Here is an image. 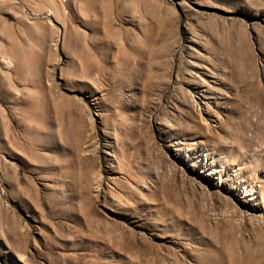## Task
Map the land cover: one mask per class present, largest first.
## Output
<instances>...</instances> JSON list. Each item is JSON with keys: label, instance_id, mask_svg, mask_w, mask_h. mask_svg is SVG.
<instances>
[{"label": "rangeland", "instance_id": "rangeland-1", "mask_svg": "<svg viewBox=\"0 0 264 264\" xmlns=\"http://www.w3.org/2000/svg\"><path fill=\"white\" fill-rule=\"evenodd\" d=\"M0 264H264V0H0Z\"/></svg>", "mask_w": 264, "mask_h": 264}]
</instances>
